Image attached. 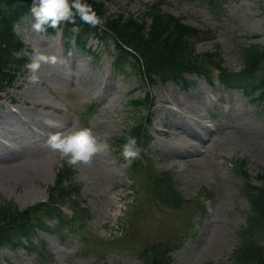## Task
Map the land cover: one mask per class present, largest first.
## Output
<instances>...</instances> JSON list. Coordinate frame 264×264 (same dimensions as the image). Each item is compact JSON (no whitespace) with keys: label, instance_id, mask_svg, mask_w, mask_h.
I'll return each instance as SVG.
<instances>
[{"label":"rangeland","instance_id":"obj_1","mask_svg":"<svg viewBox=\"0 0 264 264\" xmlns=\"http://www.w3.org/2000/svg\"><path fill=\"white\" fill-rule=\"evenodd\" d=\"M157 1L110 0L107 8L112 14L140 15L147 3ZM162 1L164 10L188 24L215 31L214 40L197 42V52L215 53L219 47L221 60L216 61L230 72L243 67L242 45L264 44V0ZM34 22L29 15L16 25L29 48L28 63L37 48L55 55L57 63L42 66L38 83H29L25 70L14 86L0 92V203L23 210L47 200L66 163L43 146L51 132L88 127L102 140L108 138L112 150L97 155L90 166L74 168L81 187L74 201H65L66 207L80 205L72 230L52 228L33 236L32 245L4 248L0 264H148L159 249L175 245L172 264H238L233 255L243 241L257 239L264 246V233L246 234L250 204L242 175L245 169L251 183L262 184L264 109L254 97L258 92L249 95L217 80L210 84L217 74L209 65L206 75L190 77L194 81L186 89L159 79L142 87L137 76L115 72L112 46L102 47L94 38L89 45L98 55H87L66 46L61 31L35 32ZM146 90L152 98L148 110L133 103ZM198 116L212 124L208 130L192 120ZM141 121H146V141L135 159V174L133 159L123 158L116 139ZM179 127L202 136L193 141L196 149L180 136ZM13 163L39 165L42 172L9 173L5 168ZM165 172L187 199L179 207L158 198L151 178Z\"/></svg>","mask_w":264,"mask_h":264},{"label":"trees","instance_id":"obj_2","mask_svg":"<svg viewBox=\"0 0 264 264\" xmlns=\"http://www.w3.org/2000/svg\"><path fill=\"white\" fill-rule=\"evenodd\" d=\"M110 0H85L93 6L97 14L105 20L102 27H91L76 17L75 24L62 23L59 28L45 26L47 34L58 31L64 33V42L75 45L84 53L97 52L88 46L92 38L97 39L102 47L112 46L113 66L119 73L133 74L138 77L140 86L154 84L157 79L162 82H174L186 88L190 84V76H204L209 65L219 68L222 81L231 87H241L248 94H255L263 103L264 109V44L251 42L240 47L243 67L233 73L221 68V49L215 53L199 54L196 42L214 39L213 29H200L184 22L162 8V1L145 5L140 15L128 11L109 13L107 3ZM217 4L216 0H209ZM33 0H0V92L12 87L20 74L26 70L29 58L28 47L16 31V25L29 16ZM75 29V30H73ZM89 55V54H88ZM98 53H96V56ZM146 98L138 97L133 103L137 107H149L150 96L146 90ZM128 136L137 139L140 147L145 133L143 123H134L117 139L122 147ZM243 164V169H244ZM75 170L64 164L56 175L54 186L49 189L46 202L20 209L12 202L0 203V251L16 249L24 245V241L32 243V237L38 230H46L43 217L56 218L60 225L69 226L60 202L77 196L74 181ZM245 179L244 189L249 199L250 210L247 217L246 234L264 233V168L258 174L261 185L249 181V174L242 170ZM157 195L162 202L179 207L187 200L178 193L168 176L156 180ZM262 241L254 239L243 241L235 250L233 257L238 264H264V246ZM158 250L148 264H172L170 251ZM108 264V263H100Z\"/></svg>","mask_w":264,"mask_h":264},{"label":"clouds","instance_id":"obj_3","mask_svg":"<svg viewBox=\"0 0 264 264\" xmlns=\"http://www.w3.org/2000/svg\"><path fill=\"white\" fill-rule=\"evenodd\" d=\"M30 13L34 17L35 22L32 27L35 32L45 31V26L57 29L62 23L75 24L76 17L93 28L102 27L105 23L93 6L85 0H33ZM56 63L55 55H48L39 48L34 49L30 62L25 65L30 73L28 82L38 83V74L42 66ZM45 123L52 128L61 127L54 121H45ZM126 141L122 146L123 158L128 161L139 158L141 148L138 146L137 139L128 136ZM43 146L59 153L60 157L72 168L90 166L97 155L107 154L112 150L108 138L102 140L88 127L51 132Z\"/></svg>","mask_w":264,"mask_h":264},{"label":"bare ground","instance_id":"obj_4","mask_svg":"<svg viewBox=\"0 0 264 264\" xmlns=\"http://www.w3.org/2000/svg\"><path fill=\"white\" fill-rule=\"evenodd\" d=\"M174 101L178 105L183 106L182 102L177 97H175ZM194 114H197V113L194 112ZM192 120L195 123H197L202 129L208 130V128L206 127V124L204 123V120L200 116H198L197 118L192 119ZM58 129H60V128H57V130ZM178 129H180L179 130L180 136L187 140L188 146L192 149H196L197 146L193 141L201 140L202 136L196 132L192 133L183 127H179ZM5 170L8 171L9 173H13V174L14 173L17 174V172L19 173L22 171L29 173V174L42 172V169L39 167V165H36L35 167H29V166H26L23 164H18V163L17 164L16 163L11 164L10 166L6 167Z\"/></svg>","mask_w":264,"mask_h":264}]
</instances>
